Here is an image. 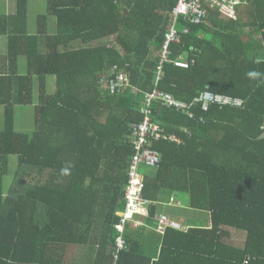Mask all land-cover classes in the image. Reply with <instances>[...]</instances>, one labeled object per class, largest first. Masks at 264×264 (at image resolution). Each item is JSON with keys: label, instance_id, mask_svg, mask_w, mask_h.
Segmentation results:
<instances>
[{"label": "trees", "instance_id": "1", "mask_svg": "<svg viewBox=\"0 0 264 264\" xmlns=\"http://www.w3.org/2000/svg\"><path fill=\"white\" fill-rule=\"evenodd\" d=\"M242 1L239 18L208 6L201 23L173 18L178 0L0 7V264H264V77L247 76L264 73V0ZM205 93L242 102L205 107ZM146 116L180 140H152L160 163L138 167L152 169L141 176L155 254L150 229H115ZM163 193L188 194L212 227L159 233Z\"/></svg>", "mask_w": 264, "mask_h": 264}, {"label": "built area", "instance_id": "2", "mask_svg": "<svg viewBox=\"0 0 264 264\" xmlns=\"http://www.w3.org/2000/svg\"><path fill=\"white\" fill-rule=\"evenodd\" d=\"M244 2L242 0H178L177 6L174 9V17L177 19L181 15H186L189 18V21L192 23H201L202 20L207 16V7H217L226 16L236 17L240 5ZM177 32L175 30L170 31L166 34V42L164 46L163 56L167 59L168 55V46L171 42L175 41ZM177 66L186 68L188 64L186 62H177ZM121 81H125L123 77L120 78ZM160 97L166 101L168 105H175L178 108H182V104L174 101L168 96L160 95L157 92H154L148 96V101H152L154 98ZM199 101L204 103L205 107L213 103L224 104V105H241V100L234 99L230 96L225 95H213L211 93H205L201 95ZM147 113V110H146ZM133 144L135 146V153L131 158L129 176H130V185L127 187V208L125 213H121L120 222L116 225L118 231H123L127 221L135 213L144 212V206H148L150 202L144 199L142 193L144 189L143 180L138 176V167L141 165L146 166H155L160 163V154L152 148V140L161 141V140H172L180 143V140L176 136H167L162 131L161 127L158 124H155L149 116H146L145 119L138 124L134 125L133 128ZM159 231L163 232L165 227L170 226L174 228L184 227L175 220H171L167 217L159 219ZM126 245V242L122 237L118 238V246L120 249H123Z\"/></svg>", "mask_w": 264, "mask_h": 264}, {"label": "crops", "instance_id": "3", "mask_svg": "<svg viewBox=\"0 0 264 264\" xmlns=\"http://www.w3.org/2000/svg\"><path fill=\"white\" fill-rule=\"evenodd\" d=\"M10 0H0V7L2 8V10H4L6 13L10 12L12 10V5L9 4ZM239 16H240V11H238ZM239 18V17H238ZM0 41L4 44H7V39L5 37H0ZM157 54V53H156ZM20 68H22V64L20 63ZM54 84V83H53ZM188 194H170V193H163V197L165 196V204H168L170 207H167V211H172V214L178 213L176 210H173L175 208H181L183 210V212H191L192 214H194V221L190 218H185V220H179L175 217H170L172 216V214H169L167 212L162 213V214H166L168 217H170L171 219L177 221L178 223H180L183 227L184 230L189 229L191 227H197V228H205V229H210L212 227V221H211V215L208 212H202V211H196L193 210L192 208H189L190 205L188 197L186 196ZM206 213L209 215V218L203 219L201 217V214ZM145 217L143 218H139V221H134L132 225L133 227H137L138 225H140V222L143 223L144 227H141V229H150L148 230V234L145 235V239L147 240V244H146V248L150 251L151 250V254H155V249L160 248L161 247V242L159 241V235H155L154 233L151 232V227L154 225L150 226L147 224V222L145 221ZM157 224V221H156ZM147 226V227H146ZM132 227V228H133ZM134 229V228H133ZM231 233V237L230 239L227 238L226 241L229 243H235L238 245H242L243 244V240H244V236H242L240 233L238 234V232L236 231H230Z\"/></svg>", "mask_w": 264, "mask_h": 264}, {"label": "clouds", "instance_id": "4", "mask_svg": "<svg viewBox=\"0 0 264 264\" xmlns=\"http://www.w3.org/2000/svg\"><path fill=\"white\" fill-rule=\"evenodd\" d=\"M247 76H248L250 79H253V80H259V79H261L262 77H264V73H260V72H258V71H250V72L247 73ZM129 170H130V168H129ZM128 174H129V171H128ZM138 176L141 178V180H143L140 171H138ZM129 185H130V176H129V183H128L127 187H128ZM125 194L127 195V189H126ZM142 195H143V193H142ZM144 199L147 200L145 197H144ZM126 200H127V198H126ZM148 202H149V201H148ZM126 208H127V204H126ZM149 209H150V208H149V205L146 206V207L144 206V210H145L144 212H140V213H135V214H133L132 217L127 221V223H126L127 226L129 225V226L133 227V226H132V225H134L133 222H134V221H136V222L139 221V218H140V217L143 218V217L147 216L148 213H149ZM125 212H126V209H125L123 212H118L117 215L119 214L118 216L120 217V214H121V213H125ZM144 213H146V214H144ZM168 218L171 219L170 217H168ZM120 220H121V217H120ZM171 220H172V219H171ZM119 222H120V221H119ZM119 222H118V223H119ZM118 223H117V224H118ZM117 224H115V229H116V231L119 232L120 234H121V233H124L125 230H126V227H127V226H125V227H124V230L120 232V231H118L117 228H116V225H117ZM179 224H180V223H179ZM141 227H144V226H143V223L140 222V225H138L137 227H133V228H134V229H138V228H141ZM167 227H168V226H167ZM169 227H170V226H169ZM165 228H166V227H165ZM157 231H158L159 233H161V234H164L165 229H164L163 232H161V231H159V228H158Z\"/></svg>", "mask_w": 264, "mask_h": 264}, {"label": "rangeland", "instance_id": "5", "mask_svg": "<svg viewBox=\"0 0 264 264\" xmlns=\"http://www.w3.org/2000/svg\"><path fill=\"white\" fill-rule=\"evenodd\" d=\"M239 11V10H238ZM236 17H239V13H237V15H236ZM111 41H113V39L111 40ZM156 55V54H155ZM54 83V79L52 78L51 79V84H53ZM16 162H17V157H12L11 158V163H12V165H15L16 164ZM140 173L142 174H148V175H150V173L152 172V169L151 168H148V167H141V169H140ZM168 207V205H166L165 206V208H164V212H167V213H169V214H172V211L170 210V211H167V208ZM173 210H176L178 213H175V214H172V216H170V217H175V218H177V219H179V220H185V218H190V219H192L193 221H194V214H192L191 212H183V210L180 208H175V209H173ZM144 214H146V213H144ZM119 215V214H118ZM201 217L203 218V219H206V218H209V215L208 214H206V213H203V214H201ZM182 228V227H181ZM239 234V233H238Z\"/></svg>", "mask_w": 264, "mask_h": 264}]
</instances>
